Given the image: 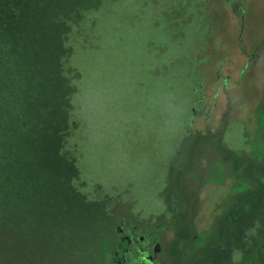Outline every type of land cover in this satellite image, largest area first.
Returning <instances> with one entry per match:
<instances>
[{
  "label": "rangeland",
  "instance_id": "rangeland-1",
  "mask_svg": "<svg viewBox=\"0 0 264 264\" xmlns=\"http://www.w3.org/2000/svg\"><path fill=\"white\" fill-rule=\"evenodd\" d=\"M85 35L71 138L82 176L113 197L127 235L154 237L159 264H174L167 205L214 228L264 153V0H110ZM72 216L76 239L93 234L85 212Z\"/></svg>",
  "mask_w": 264,
  "mask_h": 264
},
{
  "label": "trees",
  "instance_id": "trees-1",
  "mask_svg": "<svg viewBox=\"0 0 264 264\" xmlns=\"http://www.w3.org/2000/svg\"><path fill=\"white\" fill-rule=\"evenodd\" d=\"M109 1L0 0V264L120 258L113 197L94 196L71 142L79 127L76 44L87 42L91 18ZM249 161L250 188L214 228L199 233L177 205H167L175 218L167 248L174 264H264V153ZM77 211L94 223L92 235L76 239L70 231Z\"/></svg>",
  "mask_w": 264,
  "mask_h": 264
},
{
  "label": "flooded vegetation",
  "instance_id": "flooded-vegetation-1",
  "mask_svg": "<svg viewBox=\"0 0 264 264\" xmlns=\"http://www.w3.org/2000/svg\"><path fill=\"white\" fill-rule=\"evenodd\" d=\"M135 227L131 230V235H127L124 224L117 227L121 237L120 258L116 264H126L128 258L142 264H159L158 258L163 253V247L154 237L136 236ZM171 257V256H170Z\"/></svg>",
  "mask_w": 264,
  "mask_h": 264
}]
</instances>
